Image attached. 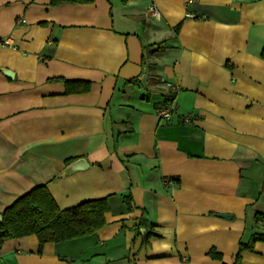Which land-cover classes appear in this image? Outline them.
Masks as SVG:
<instances>
[{
  "label": "crops",
  "instance_id": "crops-1",
  "mask_svg": "<svg viewBox=\"0 0 264 264\" xmlns=\"http://www.w3.org/2000/svg\"><path fill=\"white\" fill-rule=\"evenodd\" d=\"M86 1L0 0V215L46 186L61 210L107 199V225L7 240L0 264H234L264 233V0Z\"/></svg>",
  "mask_w": 264,
  "mask_h": 264
},
{
  "label": "trees",
  "instance_id": "trees-1",
  "mask_svg": "<svg viewBox=\"0 0 264 264\" xmlns=\"http://www.w3.org/2000/svg\"><path fill=\"white\" fill-rule=\"evenodd\" d=\"M130 0H122L126 5ZM90 1L86 0H52L51 6H58L64 3L84 4ZM180 28V27H179ZM176 28V32H179ZM264 58V51L262 53ZM53 82L64 83L67 87V93L73 91H88L90 83H83L84 89H71L74 82L64 79L51 80ZM138 80H132L128 84L136 83ZM176 94L172 93L161 105L158 110L168 104H173ZM164 98V95L162 96ZM151 94H145L144 100H149ZM162 119V118H161ZM72 160H68L70 163ZM125 203L129 211L134 210L133 198L127 196ZM107 199L90 200L67 209L61 210L46 186H40L30 191L25 196L16 200L11 206L3 212V223L0 224V251L3 249L7 240H18L30 236H36L39 241L40 251L42 253L46 244H61L76 239L92 236L102 230L106 225V213L109 211ZM255 228L264 227V214L258 212L255 217ZM146 220L140 222L141 226H146ZM264 243V233H253L248 242H241L239 245V254L234 264H240L243 252H253L257 243ZM209 256L218 261H223V256L215 250L209 253Z\"/></svg>",
  "mask_w": 264,
  "mask_h": 264
},
{
  "label": "water",
  "instance_id": "water-1",
  "mask_svg": "<svg viewBox=\"0 0 264 264\" xmlns=\"http://www.w3.org/2000/svg\"><path fill=\"white\" fill-rule=\"evenodd\" d=\"M1 72L8 78V79H13L14 77V73L11 72L10 70H3L1 69ZM85 162L83 160H79L77 162H74L73 164H71L66 172H64V174L61 176V177H65V176H68V175H71L72 173L76 172L77 170L79 169H82V167H85ZM221 218H223L224 220L225 219H232V216L230 215H219ZM3 223V216L0 215V224Z\"/></svg>",
  "mask_w": 264,
  "mask_h": 264
},
{
  "label": "built area",
  "instance_id": "built-area-1",
  "mask_svg": "<svg viewBox=\"0 0 264 264\" xmlns=\"http://www.w3.org/2000/svg\"><path fill=\"white\" fill-rule=\"evenodd\" d=\"M190 2H193V0H189ZM149 14L151 15V17L155 18V19H160L161 18V13L160 11L154 7V6H150L148 9ZM172 111L173 108L172 107H168L164 110H161L160 113V117L162 119H170L171 115H172ZM187 122H190V119L186 120Z\"/></svg>",
  "mask_w": 264,
  "mask_h": 264
},
{
  "label": "rangeland",
  "instance_id": "rangeland-1",
  "mask_svg": "<svg viewBox=\"0 0 264 264\" xmlns=\"http://www.w3.org/2000/svg\"><path fill=\"white\" fill-rule=\"evenodd\" d=\"M165 45V43H160L158 46H160V48H162L163 46ZM163 48H165V47H163ZM155 60H156V58L155 57H153V59H152V62H155ZM147 72H148V68H147ZM151 72L153 73V74H157V69H153V70H151ZM147 81H148V86H152L156 81L154 80V79H147Z\"/></svg>",
  "mask_w": 264,
  "mask_h": 264
}]
</instances>
